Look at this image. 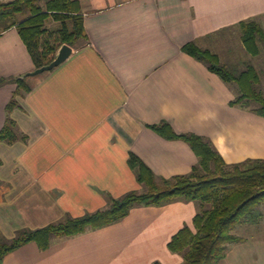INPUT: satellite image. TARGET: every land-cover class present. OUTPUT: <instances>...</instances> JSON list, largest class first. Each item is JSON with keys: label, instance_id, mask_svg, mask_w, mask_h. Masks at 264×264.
Here are the masks:
<instances>
[{"label": "crops", "instance_id": "1", "mask_svg": "<svg viewBox=\"0 0 264 264\" xmlns=\"http://www.w3.org/2000/svg\"><path fill=\"white\" fill-rule=\"evenodd\" d=\"M75 1L89 43L54 70L27 77L32 90L12 117L28 142H0V237L7 240L141 192L131 153L158 178L191 174L199 158L186 142L150 127L162 122L209 138L230 165L264 159V118L230 106L228 84L182 50L195 42L224 62L234 33L245 52L241 23L264 26V0ZM235 48L226 50L236 55ZM34 70L17 29L1 34L0 81ZM16 88L0 86V131ZM198 210L191 201L135 208L117 224L54 241L47 251L25 245L3 264H182L168 246L183 228L195 231ZM224 264H264V242L235 245Z\"/></svg>", "mask_w": 264, "mask_h": 264}, {"label": "trees", "instance_id": "2", "mask_svg": "<svg viewBox=\"0 0 264 264\" xmlns=\"http://www.w3.org/2000/svg\"><path fill=\"white\" fill-rule=\"evenodd\" d=\"M49 22L57 23L59 27L51 29ZM13 28L26 45L36 69L51 64L62 45L76 50L89 43L82 6L75 0L0 2V35ZM241 32L246 51L259 56L264 50V26L255 20L243 22ZM182 50L225 83L237 87L239 94L230 106L264 118V91L259 87L261 78L253 65L239 70L224 64L217 54L195 42L186 44ZM8 82L15 83L17 88L6 108L7 118L0 131V142L8 145L27 143L28 136L21 132L12 115L21 108L20 100L32 89L26 75L1 80L0 86ZM150 127L163 138L182 140L194 150L199 162L191 174L172 179L158 178L137 155L131 153L129 165L139 183L146 187V192L127 193L113 199L107 208L83 217L67 216L41 229L21 230L11 240L0 237V264L7 255L25 245L35 243L40 250L47 251L54 241L117 224L135 208L161 207L177 201L195 202L200 211L194 219L195 231L183 228L170 241L169 250L184 258L182 264H223L231 247L246 240L236 234V229L254 222L256 211L264 204V159H248L230 165L209 138L193 133L179 134L167 122Z\"/></svg>", "mask_w": 264, "mask_h": 264}, {"label": "rangeland", "instance_id": "3", "mask_svg": "<svg viewBox=\"0 0 264 264\" xmlns=\"http://www.w3.org/2000/svg\"><path fill=\"white\" fill-rule=\"evenodd\" d=\"M19 19H24V16H19ZM54 27V26H53ZM51 28V27H50ZM52 29H56L55 27ZM231 36L234 38L233 47H236V55H233L232 53H228L226 50L228 47L232 46L231 44H224L223 47H226L225 50L222 49V55L224 57V64H227L229 66H234L238 68L239 70L245 69L248 65H253L261 78L260 83V89L264 91V50L259 56H252L247 51H239L238 43H235V34L232 33ZM228 44V45H227ZM238 52V53H237ZM237 56V57H236ZM236 57V58H235ZM232 92L234 93L235 97L239 94L237 87L234 84H228ZM261 146V144H260ZM146 187L143 186L142 193L146 192ZM199 207V206H198ZM200 211V207L198 212ZM236 234L245 238L248 241H257V242H264V204L258 208L256 211V218L254 222H250L244 225L239 226L236 229ZM235 246V245H234ZM232 246L231 249L234 247ZM230 249V250H231ZM224 264V263H223Z\"/></svg>", "mask_w": 264, "mask_h": 264}, {"label": "water", "instance_id": "4", "mask_svg": "<svg viewBox=\"0 0 264 264\" xmlns=\"http://www.w3.org/2000/svg\"><path fill=\"white\" fill-rule=\"evenodd\" d=\"M74 52L75 50L72 47L68 45H62L57 51L56 57L51 64L44 66L42 68L36 69L33 72L26 74V76L33 77V76L43 74L45 72H50L54 70L55 68L59 67L60 65H62L64 62H66Z\"/></svg>", "mask_w": 264, "mask_h": 264}]
</instances>
